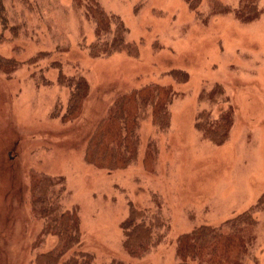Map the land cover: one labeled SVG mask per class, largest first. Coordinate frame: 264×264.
<instances>
[{"label": "rangeland", "instance_id": "374dc122", "mask_svg": "<svg viewBox=\"0 0 264 264\" xmlns=\"http://www.w3.org/2000/svg\"><path fill=\"white\" fill-rule=\"evenodd\" d=\"M89 1L0 0V264H36L39 253L62 246L43 233L35 208L44 176L78 216L71 252H88L90 264H179L181 234L219 225L264 195V0H256L252 21L240 17L243 0H201L195 8L185 0H95L123 21L131 44L130 52L99 57ZM80 77L89 97L69 116L70 80ZM157 84L171 96L163 103L168 127L158 129L152 107H141L132 163L89 162L88 142L115 114L116 100ZM225 115L234 120L218 145L197 126ZM132 207L166 223L141 258L123 245ZM255 218L247 264H264V203Z\"/></svg>", "mask_w": 264, "mask_h": 264}, {"label": "trees", "instance_id": "16d2710c", "mask_svg": "<svg viewBox=\"0 0 264 264\" xmlns=\"http://www.w3.org/2000/svg\"><path fill=\"white\" fill-rule=\"evenodd\" d=\"M191 8L201 0H185ZM245 12L241 18L252 21L259 17L256 0H243ZM88 14L96 23V41L92 43L93 56L111 55L117 51L130 50L126 41L127 29L123 21L114 14L106 13L95 0L86 5ZM240 15V12L237 11ZM110 35L105 36L103 35ZM72 89L69 116L77 115L89 97V83L84 77L70 80ZM169 90L164 85H150L132 89L116 100V112L103 119L95 128L88 142L85 157L99 168L124 169L136 156L138 146L141 107H152V122L160 130L168 127L170 113L163 103L169 101ZM226 100L225 102H227ZM65 118V116H63ZM233 120L230 115L220 122H198V128L207 138L220 145L229 136ZM55 182L44 176L35 184L34 204L45 220L44 234L58 236L62 246L39 253L36 264H90L88 252L72 251L79 241V219L74 211L65 210L55 195ZM264 195L250 208L219 225L202 224L178 237L175 255L179 264H247L253 258L252 230L258 224L255 214L263 206ZM144 210L132 207L123 222V245L128 254L141 258L162 239L166 223L159 214L149 215ZM252 229V230H251ZM69 253V255H67ZM66 256V257H65Z\"/></svg>", "mask_w": 264, "mask_h": 264}]
</instances>
